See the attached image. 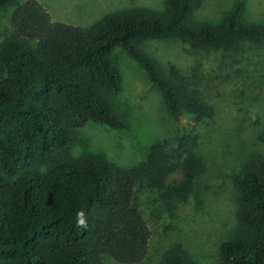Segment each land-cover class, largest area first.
I'll return each mask as SVG.
<instances>
[{"label": "trees", "instance_id": "1", "mask_svg": "<svg viewBox=\"0 0 264 264\" xmlns=\"http://www.w3.org/2000/svg\"><path fill=\"white\" fill-rule=\"evenodd\" d=\"M8 0H0L3 5ZM198 0H165L162 11H114L89 27L52 20L38 0L14 5L11 32L0 43V264H135L147 254L151 230L134 201L137 184L162 187L173 170H197L194 132L152 145L149 160L123 169L98 155L75 158L69 127L86 120L125 127L109 103L122 75L113 48L123 49L163 94L171 114L195 121L210 114L182 82L164 74L140 42L178 36L200 47L264 40V25L240 22L237 0L223 21L193 17ZM237 230L220 241L221 264H264V161L234 178ZM83 212L86 227L79 226ZM159 264H191L177 244Z\"/></svg>", "mask_w": 264, "mask_h": 264}, {"label": "rangeland", "instance_id": "2", "mask_svg": "<svg viewBox=\"0 0 264 264\" xmlns=\"http://www.w3.org/2000/svg\"><path fill=\"white\" fill-rule=\"evenodd\" d=\"M0 5V43L11 32L14 5ZM52 20L89 27L104 15L134 8L162 11L165 0H38ZM237 0H198L194 19L217 25ZM240 22L264 25V0H241ZM159 69L182 82L205 103L208 116L195 121L185 110L171 114L160 89L121 48L111 52L122 85L109 103L125 127L114 130L94 120L69 127V152L98 155L123 169L149 160L152 145L175 134L194 132L200 164L182 177L168 175L165 185L135 187L134 201L151 235L147 254L135 264H159L162 253L178 245L191 264H221L218 245L238 228L236 174L264 161V40H241L226 47H200L178 36L140 42ZM0 66V77L4 76ZM105 264H119L109 257Z\"/></svg>", "mask_w": 264, "mask_h": 264}, {"label": "clouds", "instance_id": "3", "mask_svg": "<svg viewBox=\"0 0 264 264\" xmlns=\"http://www.w3.org/2000/svg\"><path fill=\"white\" fill-rule=\"evenodd\" d=\"M77 223L79 226L86 227V220L84 219L83 212L77 214Z\"/></svg>", "mask_w": 264, "mask_h": 264}]
</instances>
